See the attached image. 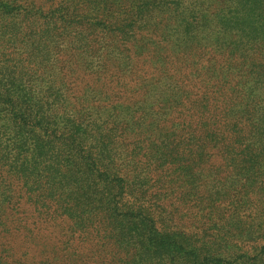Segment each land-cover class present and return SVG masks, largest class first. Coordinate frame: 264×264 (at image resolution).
I'll list each match as a JSON object with an SVG mask.
<instances>
[{"label": "trees", "instance_id": "16d2710c", "mask_svg": "<svg viewBox=\"0 0 264 264\" xmlns=\"http://www.w3.org/2000/svg\"><path fill=\"white\" fill-rule=\"evenodd\" d=\"M263 6L0 0V264L264 259V36L245 25ZM28 136L117 187L134 243L29 189Z\"/></svg>", "mask_w": 264, "mask_h": 264}, {"label": "rangeland", "instance_id": "374dc122", "mask_svg": "<svg viewBox=\"0 0 264 264\" xmlns=\"http://www.w3.org/2000/svg\"><path fill=\"white\" fill-rule=\"evenodd\" d=\"M245 25L254 33L264 36V11L249 16ZM148 133L154 135L155 138L159 135L158 130L154 127L149 128ZM34 140H37L42 147L41 157L35 162L29 154L22 167L27 175L26 183L28 182L29 189L34 193L42 192L48 199L58 204V207H64L71 220L78 225L77 227L93 224L103 215H108L123 243L125 245L134 243L133 233L129 232L131 226L121 216H117L118 210L111 202L116 196L117 187L114 184L107 185L106 181L98 178L94 173L89 176V180L87 177L85 178L87 179L86 183H90L87 187L84 183L85 180H81L79 175H74V170L65 164L67 159L64 157V152L57 150V142L47 143L43 137L28 136L26 143ZM73 159L74 162L79 163L78 158L73 157ZM81 167L83 168L82 165ZM249 235L250 233L247 232L241 242H247L244 240L248 239ZM142 259L141 264H193L188 255H178L172 261L168 259L160 261L153 259L150 253L142 252ZM234 264H264V259L248 260L243 258Z\"/></svg>", "mask_w": 264, "mask_h": 264}]
</instances>
